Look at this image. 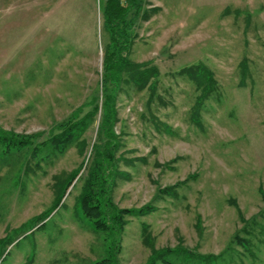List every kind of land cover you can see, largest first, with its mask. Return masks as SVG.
<instances>
[{
  "label": "rangeland",
  "instance_id": "374dc122",
  "mask_svg": "<svg viewBox=\"0 0 264 264\" xmlns=\"http://www.w3.org/2000/svg\"><path fill=\"white\" fill-rule=\"evenodd\" d=\"M107 1L0 0V128L36 134L30 145L0 146V264L109 257L104 234L76 206L93 149L105 142L101 111L64 150L42 144L63 123L101 109L113 44ZM139 7L124 22L128 57L157 66L159 76L153 92L130 81L119 91L113 200L153 209L125 217L119 264H148L163 249L170 264H264V0H139ZM197 65L216 80L201 105L187 74Z\"/></svg>",
  "mask_w": 264,
  "mask_h": 264
},
{
  "label": "trees",
  "instance_id": "16d2710c",
  "mask_svg": "<svg viewBox=\"0 0 264 264\" xmlns=\"http://www.w3.org/2000/svg\"><path fill=\"white\" fill-rule=\"evenodd\" d=\"M139 0H108L105 11V23L109 29L112 46L106 51L103 61V95L104 101L101 109L99 105H94L91 112L80 121H70L60 125L61 132L53 134L50 139L42 143L56 149L64 150L69 144L79 140L85 129L93 121L99 110L101 111V135L105 138L102 146L96 145L93 149V158L90 162L89 170L85 176L84 185L80 195L77 197L76 206L88 218L93 228L104 234L105 242L109 243V257L102 259L97 264H119L117 251L120 248L121 236L126 224L125 217L144 215L152 211V207L147 205L139 209L120 208L113 200V190L116 179L119 176L117 158L115 153L119 146V140L115 133L114 126L118 120L117 97L121 86L125 81L133 82L140 89L148 87L152 92L156 88L159 69L151 63H136L129 59L131 42L130 35L126 31L125 20L131 9L140 8ZM131 21V20H130ZM246 71V62H243ZM187 74L195 80L200 94L197 97V105H201L214 91L216 80L212 71L204 65H197L195 68L187 69ZM94 104V103H93ZM34 136H20L3 131L0 128V146L3 147H24L32 144ZM80 172V171H79ZM78 175V170L68 178L69 187ZM170 192V190H167ZM264 197V191L261 190ZM63 192L54 203L57 208L62 198ZM246 244V241H240ZM168 251L153 250L148 260V264H153L155 260L164 261L170 264ZM178 255L188 256L195 260L209 261L213 256L195 255L185 251H180ZM216 258V257H215Z\"/></svg>",
  "mask_w": 264,
  "mask_h": 264
},
{
  "label": "crops",
  "instance_id": "0c3cea01",
  "mask_svg": "<svg viewBox=\"0 0 264 264\" xmlns=\"http://www.w3.org/2000/svg\"><path fill=\"white\" fill-rule=\"evenodd\" d=\"M139 6V5H138Z\"/></svg>",
  "mask_w": 264,
  "mask_h": 264
}]
</instances>
